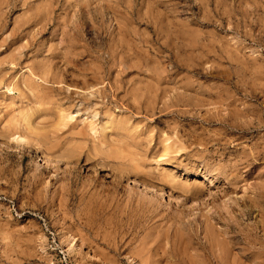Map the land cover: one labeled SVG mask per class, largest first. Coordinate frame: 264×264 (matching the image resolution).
Returning <instances> with one entry per match:
<instances>
[{"label": "rangeland", "instance_id": "374dc122", "mask_svg": "<svg viewBox=\"0 0 264 264\" xmlns=\"http://www.w3.org/2000/svg\"><path fill=\"white\" fill-rule=\"evenodd\" d=\"M264 264V0H0V264Z\"/></svg>", "mask_w": 264, "mask_h": 264}, {"label": "bare ground", "instance_id": "6f19581e", "mask_svg": "<svg viewBox=\"0 0 264 264\" xmlns=\"http://www.w3.org/2000/svg\"><path fill=\"white\" fill-rule=\"evenodd\" d=\"M146 264V263H145Z\"/></svg>", "mask_w": 264, "mask_h": 264}]
</instances>
